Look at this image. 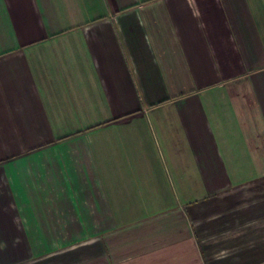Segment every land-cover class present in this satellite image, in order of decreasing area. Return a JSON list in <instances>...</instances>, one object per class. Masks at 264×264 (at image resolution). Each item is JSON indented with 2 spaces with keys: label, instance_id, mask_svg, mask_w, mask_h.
<instances>
[{
  "label": "crops",
  "instance_id": "obj_1",
  "mask_svg": "<svg viewBox=\"0 0 264 264\" xmlns=\"http://www.w3.org/2000/svg\"><path fill=\"white\" fill-rule=\"evenodd\" d=\"M0 264H264V0H0Z\"/></svg>",
  "mask_w": 264,
  "mask_h": 264
}]
</instances>
